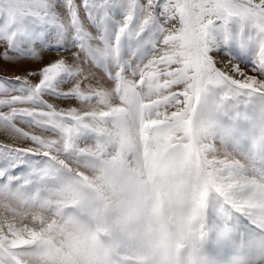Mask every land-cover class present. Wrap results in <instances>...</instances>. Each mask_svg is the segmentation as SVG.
I'll list each match as a JSON object with an SVG mask.
<instances>
[{
    "label": "snow or ice",
    "instance_id": "obj_1",
    "mask_svg": "<svg viewBox=\"0 0 264 264\" xmlns=\"http://www.w3.org/2000/svg\"><path fill=\"white\" fill-rule=\"evenodd\" d=\"M116 11L121 18L109 40L105 25ZM84 12L95 36L81 23ZM30 23L69 25L79 51L72 63L57 59L5 78L20 81L23 94L0 100L11 106L0 126L31 145H0V155L43 164L25 178L34 191L0 186V264H186L185 255L207 264L201 247L210 198L264 231V168L247 154L264 151V0H0V60L20 59L12 54L17 31ZM233 24L253 38L255 75L234 63L218 67L210 54L230 40ZM213 29L222 41L211 39ZM145 32L132 66L121 42ZM42 52L29 55L40 61ZM81 54L85 62L106 58L114 87L104 88L103 77L93 86ZM61 77L74 82L66 92L55 83ZM45 92L88 107L58 110L42 99ZM246 102L260 108L259 132L236 123L246 118ZM17 117L56 138L22 131L12 123ZM149 210L158 243L142 239ZM229 237L226 223L215 227L213 239Z\"/></svg>",
    "mask_w": 264,
    "mask_h": 264
},
{
    "label": "rangeland",
    "instance_id": "obj_2",
    "mask_svg": "<svg viewBox=\"0 0 264 264\" xmlns=\"http://www.w3.org/2000/svg\"><path fill=\"white\" fill-rule=\"evenodd\" d=\"M146 2L147 0H140L141 4ZM163 2H166V0H161V3ZM77 3L80 4L81 0H77ZM157 12H159V9H157ZM120 18L119 11H116L106 23L105 32L109 40L112 38L111 34L115 32L117 21ZM81 23L89 34L96 35L97 29L90 22L86 12L81 14ZM172 23L178 26L177 21ZM37 36L41 37V39H36ZM210 36L214 42L222 41V33L216 29H213ZM229 36L230 40L228 42H220L210 53L218 60L217 66H230V64L234 63L239 65L241 69L248 71L249 74L255 75L252 71L254 69V44L251 34L247 30H241L238 25L233 24L229 29ZM17 37L20 41L19 47L12 50V54L19 56L20 59L16 61L0 60V88L3 89L0 91V100L7 99V96L23 94L20 81L5 78L26 75L29 71H38L41 64H46L49 61L54 62L57 59H65L66 62L72 63L75 60L74 54L79 51L76 48L77 41L73 39L72 29L67 24L61 27L59 24L30 23L26 29L17 31ZM147 37L148 33L145 32L136 39L122 40L121 57L129 61L132 66H135L140 58L137 50ZM89 43L95 45L102 42L90 41ZM31 48L43 49L40 61L31 58L29 55ZM3 51L4 46L0 44V53ZM134 52L136 53L135 55ZM81 67L96 76V79L91 81L93 86H96V81L103 77L100 80V84L104 88L110 89L114 87V83L106 75V70L110 68L106 58H100L95 61L89 59L85 62L81 54ZM30 79L33 83H38L39 78L36 76ZM55 83L60 87V91L66 92L73 86L74 82L71 83V80H65L64 77H61ZM89 83V81H84L82 87H87ZM42 99L46 103L54 105L58 110L75 108L77 111H83L88 107V105L75 98H64L53 95L50 92H45ZM113 103L116 104L119 101L113 100ZM36 106L43 107V105ZM10 107V105L0 104V113L8 112ZM17 107H29V105H17ZM240 107L244 111L246 118L238 119L236 121L237 125L246 132H250L253 129L259 132L258 125L262 117L258 104L246 102ZM12 123L22 131L29 132L30 135L36 134L47 138H56L49 131L29 126L30 122L26 118L17 117ZM214 143L217 148L221 147L220 141L217 140ZM5 144L12 147H27L31 145V141L25 140L23 137L15 138L3 126H0V145ZM80 146L86 147L88 145L81 143ZM241 147L243 148V145ZM247 154L253 159L256 168H264V151H255ZM42 164L43 160L40 157L25 156L17 158L0 155V186L22 187L26 192L34 191L35 183H25V178L29 177L34 168ZM86 174L90 175L91 173L86 172ZM24 223L31 225V219L24 221L20 226L22 227ZM222 223H226L230 229V237L226 242L212 238L215 227ZM205 225L207 239L201 247V256L207 261V264H233V262H239V264H264V231L250 223L240 213L222 202L210 198L205 211Z\"/></svg>",
    "mask_w": 264,
    "mask_h": 264
},
{
    "label": "clouds",
    "instance_id": "obj_3",
    "mask_svg": "<svg viewBox=\"0 0 264 264\" xmlns=\"http://www.w3.org/2000/svg\"><path fill=\"white\" fill-rule=\"evenodd\" d=\"M155 217L152 215L151 211L149 210V212L144 216L143 218V223L145 225V231L143 233L142 239L145 240L146 242L152 243L153 241L155 242H159L160 237L158 234L153 233L149 228L148 225L152 222H154ZM183 259L185 260L186 264H190L189 262V258L187 255H185L183 257Z\"/></svg>",
    "mask_w": 264,
    "mask_h": 264
}]
</instances>
